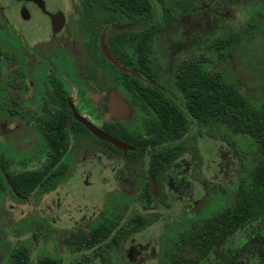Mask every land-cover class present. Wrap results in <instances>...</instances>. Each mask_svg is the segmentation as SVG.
<instances>
[{
	"label": "flooded vegetation",
	"instance_id": "1",
	"mask_svg": "<svg viewBox=\"0 0 264 264\" xmlns=\"http://www.w3.org/2000/svg\"><path fill=\"white\" fill-rule=\"evenodd\" d=\"M169 1L0 0V129L20 133L27 142L13 156L0 148V195L7 217L0 233V264H112L113 247L133 242L158 220L164 230L159 250L150 240L132 243L130 259L264 264V225H240L223 237L200 231L235 203L245 162L255 158L253 139L230 127L214 137L197 123L181 135L180 122L172 137L158 109L167 105L180 115L183 94L176 80L183 63L193 61L213 74L218 72L214 56L224 61L262 38L264 8L250 3L249 9L235 5L210 12L208 4L189 0V8L169 10ZM174 1L178 6L188 2ZM236 9L244 11L245 19L236 22L230 15ZM152 14L173 17L175 40L150 41ZM253 20V38L247 39L245 31ZM215 22L222 34L239 31L242 37L224 58L213 44ZM165 27L160 33L164 37ZM223 74L247 95L238 84L246 79ZM254 106L261 109L264 103ZM75 113L130 148L96 135ZM238 136L249 142V150L236 146ZM205 138L226 143L239 157L233 188L206 176L200 148ZM88 140L95 150L75 153ZM223 163L227 167L230 161ZM196 183L206 197L223 190L229 205L214 212L221 204L205 217L200 208L206 198L187 197ZM62 184L68 189L63 195ZM97 190L103 195L96 212L86 214L84 206L66 203L83 201L85 192ZM148 193L155 204L146 202ZM150 214L155 216L150 219ZM63 215L71 221L67 226H59Z\"/></svg>",
	"mask_w": 264,
	"mask_h": 264
},
{
	"label": "trees",
	"instance_id": "2",
	"mask_svg": "<svg viewBox=\"0 0 264 264\" xmlns=\"http://www.w3.org/2000/svg\"><path fill=\"white\" fill-rule=\"evenodd\" d=\"M169 3L170 5L167 6L169 10L189 8L191 5L189 0L179 6L174 0H170ZM201 3L208 4L210 12L213 11L212 9L220 10L224 7L230 9L235 5L248 8L250 3L264 8L263 0H198V4ZM169 18L173 17H169L168 14L151 15L149 30L151 42L158 44L163 40L176 39L177 25ZM256 24V20L248 24L245 31L247 39L253 38ZM163 25H166L165 30L163 29L165 37L160 35ZM218 25L217 22L213 25L214 36H217L214 37L213 44L219 57L224 58L228 52L237 49L242 37L239 31L222 34ZM194 63L193 61L183 63V70L176 80L183 94L184 107L179 112L180 115L167 105L159 104V111L164 113L163 115L160 112L161 120L167 123V130L172 131L170 135L172 137L177 135L175 124L178 122H180L181 135L195 123L200 125L199 130L203 133L202 127H205V130L212 133L214 137L230 127L236 132L245 133L251 137L256 146L253 149L255 157L252 161L253 168L239 182V188L234 194L235 203L231 208L212 216L200 231L213 232L223 237L240 225L249 226L253 223L264 225V108H256L240 87L227 79L223 73L218 71L210 74ZM170 123L174 126L170 127ZM11 180L15 184V177L11 176ZM146 202L149 205L155 204L151 193L147 194ZM149 216L152 219L155 214ZM142 218L143 215L139 214L136 217L137 223H141Z\"/></svg>",
	"mask_w": 264,
	"mask_h": 264
},
{
	"label": "rangeland",
	"instance_id": "3",
	"mask_svg": "<svg viewBox=\"0 0 264 264\" xmlns=\"http://www.w3.org/2000/svg\"><path fill=\"white\" fill-rule=\"evenodd\" d=\"M232 15H235L236 22L237 20L245 19V13L242 9H237L235 12H232ZM247 18V17H246ZM235 23V21H234ZM252 58V59H251ZM257 61H254L256 60ZM215 69L221 71L227 75V77L232 79H246V83H238L245 91L246 94L250 97V101L254 105H260L264 103V35L262 38H257L253 45L245 44L238 53H231L228 58L224 61H218L215 56L213 57ZM263 62L259 65L256 63ZM261 72L263 74L261 75ZM236 146L241 147L244 150H247L251 145L249 142L241 141V139L236 138L235 140ZM245 143V145H240ZM27 145V142H24V139L21 137L20 133H4L0 129V148L6 149L10 154L16 155L17 149L19 146ZM200 148L202 155L204 157V169L206 176L210 177L214 184L216 185H227L229 188H233L238 181L237 172L239 171V157L234 154V151H231L228 148V145L222 141L205 138L202 142H200ZM95 150V146L91 140L85 141L83 144H78L75 150V153L80 152H92ZM223 150V151H221ZM249 150V149H248ZM227 153V157L225 159L222 158L223 155ZM225 160H229L230 164L226 167ZM235 162L236 164H232ZM238 163V164H237ZM208 165V168L206 167ZM11 167L16 168V161H11ZM253 168V163L245 162V167L243 168L244 176H247L250 170ZM65 185H68L69 182H64ZM62 184V185H64ZM64 185L62 188V195L64 191L68 190ZM194 192L187 195L190 199H194L198 201L199 199H205L201 204V212L202 214H206L205 217H208L212 211L216 209L217 206L221 205V207L214 212H219L227 207L229 203V195L220 190L218 192V196L215 193H210L209 196L206 197V191L203 189L199 183L195 184ZM86 199L80 202L68 201L70 206H84V211L86 214H91L93 211L96 212L102 203V195L103 193L98 192H85ZM109 196L115 197L113 193ZM224 200V203H223ZM177 208V207H176ZM4 199L0 195V233H3L5 230L6 219L4 216ZM77 212V211H76ZM211 215V214H210ZM17 216V214H16ZM78 216V214H75ZM71 223L69 222V218L66 215L62 217V223L59 226H67ZM19 231V230H18ZM163 225L160 220L155 221L150 225V227L142 232H139L135 235L134 241H129L126 244H119L117 247H113L112 251V264H162L160 262V258L153 259H145L140 261L138 259H130L127 255V250L129 245L136 244L139 242L143 243L148 240L155 244L156 250H159V235L163 232ZM168 241V240H166ZM62 256H67V253L62 254Z\"/></svg>",
	"mask_w": 264,
	"mask_h": 264
},
{
	"label": "water",
	"instance_id": "4",
	"mask_svg": "<svg viewBox=\"0 0 264 264\" xmlns=\"http://www.w3.org/2000/svg\"><path fill=\"white\" fill-rule=\"evenodd\" d=\"M75 117L80 122H82L83 124H85L88 128H90L96 135H98V136H100L102 138H105V139H107V140L115 143L116 145L122 147L123 149L130 148L128 145H126L125 143L119 141L118 139H115V138H112V137H108L106 134L101 133L100 131H98V129L92 123H90L84 117L80 116L78 113H75Z\"/></svg>",
	"mask_w": 264,
	"mask_h": 264
}]
</instances>
